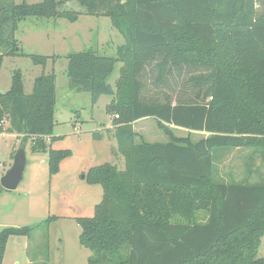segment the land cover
I'll return each instance as SVG.
<instances>
[{
	"label": "trees",
	"instance_id": "trees-1",
	"mask_svg": "<svg viewBox=\"0 0 264 264\" xmlns=\"http://www.w3.org/2000/svg\"><path fill=\"white\" fill-rule=\"evenodd\" d=\"M70 1L86 15L108 16L125 39L116 56L93 49L66 56L73 90L89 92L93 104L112 97L113 153L126 158L125 169L106 162L83 173L103 188L94 215L76 217L88 264H264V181L225 182L217 164L225 149L264 150V0H0V71L6 56L44 68L55 62L57 54L25 53L16 33L31 17L77 21L80 12L60 9ZM56 104L53 71L26 93L16 69L10 89L0 91V133L48 153L50 179L73 154L52 147L62 138L54 134ZM143 118H154L168 141L136 142L131 125ZM173 127L209 135L194 141ZM31 234L28 226L1 229L0 264L11 235Z\"/></svg>",
	"mask_w": 264,
	"mask_h": 264
},
{
	"label": "rangeland",
	"instance_id": "rangeland-1",
	"mask_svg": "<svg viewBox=\"0 0 264 264\" xmlns=\"http://www.w3.org/2000/svg\"><path fill=\"white\" fill-rule=\"evenodd\" d=\"M24 0H16L22 3ZM34 4L42 0H25ZM61 10L80 12L79 19L28 18L20 23L16 37L28 54L60 57L47 66L36 65L27 56H6L0 71V91L11 87L12 73L20 69L24 74V90L30 93L34 82L42 73L55 72L57 77V104L55 108L54 134L62 135L52 143L54 148L70 149L72 156L63 161L61 170L52 179L49 175L48 153H34L32 140L21 135L0 133V179L12 166L14 155L21 146L27 152L24 178L14 191L0 195V230L5 227H31L30 237L11 235L8 239L3 264H88L90 249L80 244L81 227L78 216H93L95 206L102 200L103 188L90 185L82 179L92 166L106 162L125 169L126 158L113 153L108 142L92 137L97 125L108 122L106 106L111 96L103 95L93 104L89 92H77L70 87L67 76L68 53L93 49L101 55L116 56L117 47L125 42L123 35L112 25L108 16L86 15L81 6L70 1ZM122 62L108 81L114 85L120 75ZM78 124H77V123ZM80 127L74 130V125ZM101 126V125H100ZM135 141L166 142L165 135L154 118H143L132 123ZM176 135H189L194 141L207 137L204 131H190L173 127ZM80 130V131H79ZM102 133V129L97 131ZM113 133V131H112ZM113 137L114 133L111 134ZM110 135V137H111ZM112 141V139H111ZM110 141L111 144H113ZM25 144V145H23ZM218 170L225 182L264 181V150L240 147L219 152ZM250 171V172H249ZM57 219L43 226L45 221ZM200 213V218H205ZM258 257H264V236L258 249Z\"/></svg>",
	"mask_w": 264,
	"mask_h": 264
},
{
	"label": "water",
	"instance_id": "water-1",
	"mask_svg": "<svg viewBox=\"0 0 264 264\" xmlns=\"http://www.w3.org/2000/svg\"><path fill=\"white\" fill-rule=\"evenodd\" d=\"M27 166V152L25 146H21L14 155L12 166L1 177L0 185L7 191L18 189Z\"/></svg>",
	"mask_w": 264,
	"mask_h": 264
},
{
	"label": "crops",
	"instance_id": "crops-1",
	"mask_svg": "<svg viewBox=\"0 0 264 264\" xmlns=\"http://www.w3.org/2000/svg\"><path fill=\"white\" fill-rule=\"evenodd\" d=\"M20 25V24H19ZM20 27V26H19ZM17 34V33H16ZM119 63V62H118ZM116 66V65H115ZM102 97V96H101ZM101 97H100V99H101ZM100 99H99V101H100ZM111 99H112V97H110V100H109V102L111 101ZM108 102V103H109ZM109 117H110V120L108 121V122H105V123H101L100 125H97V127L98 128H96L97 130H94V131H99V130H101L102 129V133H103V138L101 139V140H99L100 142H108L109 144H110V147H111V149H113L114 150V148H116V146H117V139H116V137L114 136H112L111 134H113L114 132H115V125H114V123H113V118H112V116H110L109 115ZM77 123V122H76ZM78 124V123H77ZM76 124L74 125V130L76 129ZM77 128H79L80 129V127L78 126ZM80 131V130H79ZM94 131H92V132H94ZM112 131H113V133H112ZM110 135H111V137H110ZM57 136V135H56ZM59 136H62V135H59ZM63 137V136H62ZM111 139H112V141H111ZM110 141L113 143V144H111L110 143ZM114 147V148H113ZM61 166H62V164H61ZM61 170V169H60ZM54 177V176H53ZM103 198V197H102Z\"/></svg>",
	"mask_w": 264,
	"mask_h": 264
},
{
	"label": "built area",
	"instance_id": "built-area-1",
	"mask_svg": "<svg viewBox=\"0 0 264 264\" xmlns=\"http://www.w3.org/2000/svg\"><path fill=\"white\" fill-rule=\"evenodd\" d=\"M116 117H118V115H116Z\"/></svg>",
	"mask_w": 264,
	"mask_h": 264
}]
</instances>
